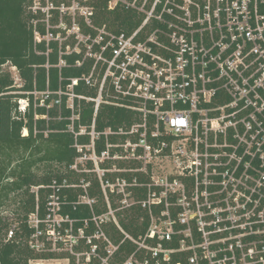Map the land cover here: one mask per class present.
<instances>
[{
  "label": "built area",
  "instance_id": "2783aa9c",
  "mask_svg": "<svg viewBox=\"0 0 264 264\" xmlns=\"http://www.w3.org/2000/svg\"><path fill=\"white\" fill-rule=\"evenodd\" d=\"M118 6L142 15L140 26L96 25L93 0L31 6L45 66L54 65L56 48L60 74L88 70L56 91L48 78L46 90L27 92L41 95L35 109L57 107L61 120L64 104L71 110L63 131L75 150L70 174L49 185L43 212L40 186L31 189L28 245L43 257L29 264H264V0H109V10ZM82 82L92 94L76 91ZM77 100L92 103L91 124L80 122ZM17 102V118H25L29 98ZM109 106L127 115L100 129ZM68 189L78 190L76 201ZM70 203L90 215L72 217ZM136 208L148 216L138 237L120 222ZM111 225L124 234L119 243ZM126 240L134 244L129 254L120 251Z\"/></svg>",
  "mask_w": 264,
  "mask_h": 264
},
{
  "label": "trees",
  "instance_id": "16d2710c",
  "mask_svg": "<svg viewBox=\"0 0 264 264\" xmlns=\"http://www.w3.org/2000/svg\"><path fill=\"white\" fill-rule=\"evenodd\" d=\"M33 1L0 0V264H29L30 259L43 257V254L35 253L28 245L32 229L27 225V217L36 207L35 196L31 189L33 186H40L39 203L43 212L45 197L51 190L48 188L49 185L54 179L62 180L66 174L51 169L40 173L35 169H38L40 163L48 162V165H51L55 161L68 168L75 157V150L72 147L74 136L63 131L71 122L69 119L71 110L64 104L62 112L64 119L61 120L57 118L59 115L57 107L51 108L49 112L45 107L38 106L35 109L34 95L27 92L35 88L40 91L46 90L48 78L49 89L56 91L60 84L66 86L69 83L68 78L81 76L83 71L88 70L85 67H64L61 70L63 77L61 82L60 70L54 66L58 63L56 48L50 56V63L54 65L49 69L45 66L47 64V56L43 53L46 49L45 44L42 42L37 45L39 52L35 48V35L31 22L36 17L31 10ZM108 2L109 0H93L96 25L107 24L117 32H130L140 26L143 16L137 11L120 6L109 10ZM38 29L42 35L45 33V26L42 23L38 24ZM72 60L73 58L69 57V61ZM6 64L17 67L24 83L22 87L16 86L12 72L3 67ZM75 89L79 93H93L83 82ZM18 97L29 98L30 104L25 118H17ZM79 102L82 104L80 122L89 125L93 115L92 103L85 100L76 101ZM36 113L41 116L48 114L49 119L35 120ZM126 115L121 109L105 107L98 117V127L103 129L107 125L116 126ZM35 125L40 130L37 135L34 134ZM24 127L29 130V135L26 137L22 136ZM46 130H49L48 135L45 134ZM4 180H7V183H2ZM94 187L90 189L92 194L98 188V182ZM15 191L21 194L22 198L14 210L16 219L12 222L1 209L9 194ZM66 193L68 201L74 202L78 199L77 189H68ZM73 207L71 203L66 206L72 217L90 215L87 206L78 207L76 210ZM10 212L13 214V211ZM141 216H144L143 220ZM15 222L18 227L14 235L8 238V231ZM120 222L127 232L138 237L147 228L148 216L144 211L136 208L122 217ZM108 231L115 243H119L124 238V234L115 225H111ZM133 250L134 244L130 240H126L120 246V251L127 254Z\"/></svg>",
  "mask_w": 264,
  "mask_h": 264
},
{
  "label": "rangeland",
  "instance_id": "374dc122",
  "mask_svg": "<svg viewBox=\"0 0 264 264\" xmlns=\"http://www.w3.org/2000/svg\"><path fill=\"white\" fill-rule=\"evenodd\" d=\"M70 40H67L68 43H72V38H68ZM66 41V40H64ZM5 69H8L12 72V75L15 79V83H16V86L17 87H21L20 86V83H23V80L21 79V76H20V73H19V70L15 69V67L9 65V64H6L3 66ZM20 76V77H19ZM16 77V78H15ZM19 77V78H18ZM24 84V83H23ZM37 96L34 97V101H35V104H34V107H36L37 105V102H39L40 100V103H41V95L38 93L36 94ZM38 99V100H37ZM16 100V99H15ZM14 100V101H15ZM37 100V101H36ZM71 103V102H70ZM39 104V103H38ZM53 105V102L50 103V106ZM35 134V133H34ZM17 161V160H16ZM49 163L48 162H43V163H40L39 164V167L38 169L36 168L35 170L42 173L44 172L45 170H53V171H56V172H62L64 174H70L68 172L69 171V167L67 168L64 164H60L58 161H55L53 162L51 165H48ZM14 166L16 167V163H14ZM73 178H76L75 175H72ZM7 180H4L2 183H7L6 182ZM10 181V180H9ZM21 194H18L17 191L15 192H11L9 194V197L4 201V205H3V208L1 209L2 210V213H5V215L9 218V220H11L12 222L15 221L16 219V216L14 214V210L15 208L19 205V201L21 199ZM10 211H13V214L10 212ZM19 213H22V211H18ZM16 223V222H15ZM65 261L61 260H53V261H49L47 264H64Z\"/></svg>",
  "mask_w": 264,
  "mask_h": 264
},
{
  "label": "crops",
  "instance_id": "0c3cea01",
  "mask_svg": "<svg viewBox=\"0 0 264 264\" xmlns=\"http://www.w3.org/2000/svg\"><path fill=\"white\" fill-rule=\"evenodd\" d=\"M23 131V130H22ZM23 137H26L25 135H22Z\"/></svg>",
  "mask_w": 264,
  "mask_h": 264
}]
</instances>
